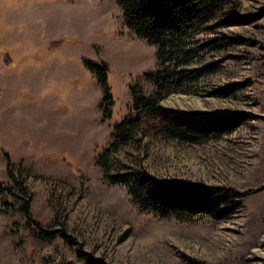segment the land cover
Returning a JSON list of instances; mask_svg holds the SVG:
<instances>
[{"label":"rangeland","instance_id":"rangeland-1","mask_svg":"<svg viewBox=\"0 0 264 264\" xmlns=\"http://www.w3.org/2000/svg\"><path fill=\"white\" fill-rule=\"evenodd\" d=\"M193 47L198 73L159 106L197 121L242 117L240 127L201 143L148 127L117 154L159 180L244 195L227 219L183 223L142 213L96 166L130 115V86L155 91L145 74L157 47L125 26L116 0H0V181L14 188L0 195V264H264V0H225ZM84 59L109 68L110 119Z\"/></svg>","mask_w":264,"mask_h":264},{"label":"trees","instance_id":"trees-1","mask_svg":"<svg viewBox=\"0 0 264 264\" xmlns=\"http://www.w3.org/2000/svg\"><path fill=\"white\" fill-rule=\"evenodd\" d=\"M224 1L116 0L125 26L136 37L157 47L158 69L145 74L155 88L151 96L144 95L137 85L130 86V115L115 125L114 141L97 155L96 166L109 185L123 186L128 190L133 204L142 213L183 223L194 222L204 216L221 221L240 207V200L244 197L231 189L199 182L159 180L146 171L133 169L117 156L121 150L135 143L139 133L148 127L169 139L191 143L217 140L240 127L242 117L197 121L175 117L159 106L165 96L198 73V69L191 68L199 56L193 44L197 42L199 33L220 17ZM83 63L102 89L101 107L104 117L110 119L114 101L109 86V68L89 59H84ZM215 66H211L212 73L216 72ZM12 180L24 190L22 183L13 175ZM13 190L10 183L0 181L1 196L14 195ZM3 206L7 207V202L4 201ZM21 212L31 220L30 200ZM89 263L106 264L92 258Z\"/></svg>","mask_w":264,"mask_h":264},{"label":"bare ground","instance_id":"bare-ground-1","mask_svg":"<svg viewBox=\"0 0 264 264\" xmlns=\"http://www.w3.org/2000/svg\"><path fill=\"white\" fill-rule=\"evenodd\" d=\"M262 256L264 257V254H262Z\"/></svg>","mask_w":264,"mask_h":264}]
</instances>
